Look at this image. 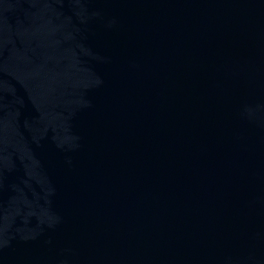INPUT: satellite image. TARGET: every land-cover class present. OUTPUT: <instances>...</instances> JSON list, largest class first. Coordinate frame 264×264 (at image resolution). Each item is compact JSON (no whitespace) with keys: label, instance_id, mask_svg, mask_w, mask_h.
Instances as JSON below:
<instances>
[{"label":"water","instance_id":"1","mask_svg":"<svg viewBox=\"0 0 264 264\" xmlns=\"http://www.w3.org/2000/svg\"><path fill=\"white\" fill-rule=\"evenodd\" d=\"M0 264H264V0H0Z\"/></svg>","mask_w":264,"mask_h":264}]
</instances>
